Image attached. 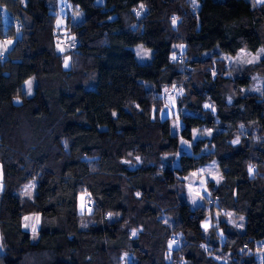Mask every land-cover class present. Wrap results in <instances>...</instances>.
Here are the masks:
<instances>
[{
    "label": "trees",
    "instance_id": "1",
    "mask_svg": "<svg viewBox=\"0 0 264 264\" xmlns=\"http://www.w3.org/2000/svg\"><path fill=\"white\" fill-rule=\"evenodd\" d=\"M67 1V9L84 17L75 24L69 16L65 36L55 28L52 0H0L22 25L9 59L0 61V264H118L122 253L134 264H260L264 97L240 89L253 76L264 77V58L232 78L205 65L204 56L264 49V6L252 0ZM140 3L145 11L137 17ZM173 16L180 17L175 28ZM69 36L76 48L58 52L57 41L72 42ZM180 44L185 48L177 53L173 45ZM138 45L152 51L149 64L138 61L132 49ZM30 78L36 85L28 97L22 87ZM165 88L183 89L175 100L178 133L172 118L161 115ZM205 103L215 105V116ZM237 136L241 143L233 146ZM181 139L191 143V154L180 153ZM136 157L142 164L123 163ZM213 161L223 181L208 183L211 197L223 213L245 218L242 230L219 220L223 239L216 221L204 232L200 222L209 213L193 209L179 190L183 178ZM250 164L256 166L251 177ZM31 182L32 199L20 196ZM84 192L95 214L87 226L78 205ZM29 215L41 217L36 241L24 227ZM173 238L179 243L169 258Z\"/></svg>",
    "mask_w": 264,
    "mask_h": 264
},
{
    "label": "rangeland",
    "instance_id": "2",
    "mask_svg": "<svg viewBox=\"0 0 264 264\" xmlns=\"http://www.w3.org/2000/svg\"><path fill=\"white\" fill-rule=\"evenodd\" d=\"M66 1L67 0H52V3H53L52 8L54 9L53 12H55V14L57 15V19L59 18L63 21V23L61 24V26L59 28L57 27V23H56L55 28H56L57 32L62 31L65 34V36L68 33L67 28H68L69 16H71V19H70V20H72L71 22H74L75 24H81L83 21V17H84L83 12H81V11L78 12V15L77 14L75 15L74 14L75 12L73 10L70 11L69 9H67L66 8ZM97 4H103V1L97 0ZM17 21H18L17 18L13 17L10 14V12L8 11V9H6L5 7H0V26H1L2 33H3L2 35H0V45H3L6 40H11L13 42L11 45H7V50L0 49V51H2V53H3L2 56H0L1 62L7 61L9 59V52L11 51L13 45H15L17 40L22 35V33L17 32L14 28L15 22H17ZM25 21L27 22V19H25ZM140 46L141 45H138V46H135L132 48L133 51L135 52V54H136V49L139 48ZM144 48H146V47H144ZM146 49H148V48H146ZM260 50L258 52H260ZM181 51H183V50L176 47L177 53H179ZM243 52L245 54L250 53L246 50H243ZM257 53H255V54L250 53V54L252 56H255ZM239 54H241V52ZM222 56L223 57H231V56H228V55L223 54L221 52H218V54H214V53L206 54L204 56V60H206V62L207 61L208 62L205 63V65H207L209 62H211L210 63V64H212L211 68L215 69V71H218L219 68L221 67L227 73V76H229L228 73L231 72L232 74L229 77L236 78V77H241L245 73V71H247V69H250L252 66L257 64V63H254L252 65L240 64L235 59L237 56L232 57V59H221ZM136 57L141 64H149L151 59H152V51H150V54L147 58L141 59L137 55H136ZM263 58H264V55L261 56L260 61ZM69 65H70V60H69ZM181 65H182V69H185V66H186L185 62H181ZM253 77H256V79L255 80L252 79V82H251L249 87L243 88L244 89L243 93L254 94V95H257V96L263 98L264 96H262L261 93L264 92V77H259V76H253ZM35 85H36V80L33 79V94H34ZM257 87L260 89V91H258V92L250 91V89L257 88ZM22 90L24 93H26L27 89H26L25 84L23 85ZM170 93H167L166 97L163 98V101L161 100L162 103L164 102V109L162 110L161 115L163 117L169 116L168 113H169V111H171L172 115L170 117L172 118L171 120H172V126H173V133H178L179 127L178 128L174 127V124L176 123V120L178 117V111H177L176 104H175V107H173L171 102L168 99V97L170 96ZM31 96H28V97H31ZM20 103H21V99H20ZM166 104H167V107H166ZM179 125H181L180 120H179ZM252 131L254 134L258 133L257 128L252 129ZM196 134H197V138H199V134L198 133H196ZM260 140L263 141V137L260 136ZM189 144H191V143H189ZM182 152L191 154L192 153L191 147H189L187 144L181 143L180 153H182ZM136 158H134V161H129V163L127 165L130 167H136V166L142 164L141 160L139 159V162H137ZM212 163L213 162L208 163V164L200 167L199 169H197L194 172L199 173L200 170L211 168ZM212 170L215 171V169H212ZM218 175L223 177L222 172L220 170H219ZM185 178H183V183L179 185V190H181V192L184 194L185 199L187 200V202L191 205V207L193 209H203L206 213H209V215L211 216V224L213 221L217 222V219L218 220H221L222 218L229 219L227 214L223 213L221 211V209H219V207L217 206L218 204H216V203L211 204L210 203V200L213 199V197H211V196L209 197L207 193L203 192V188L200 185L199 175L196 178L191 177V175H188L187 179H185ZM204 178L208 180V183L209 182L215 183V181L211 180V178L209 176H207V173H205ZM222 181H223V178L220 181V183ZM31 183H33V182H31ZM35 185H36V183H35ZM188 185H191L194 189L199 190L201 192V194L203 195L204 199L200 200L199 198H197V203L195 205L191 204L189 201V196H188ZM1 193L2 192H0V195H1ZM34 193H35V189L33 190V195H34ZM33 195H32V197H33ZM24 197L28 198L27 196H24ZM81 197H83V199H81ZM78 205H79V213L81 215L80 218H81L82 225L87 226L88 224H90L92 222V220L95 217L94 206L92 204L91 198L89 197V195L87 193L84 192L83 194H81L79 196ZM89 209H91V211H89ZM37 216L41 219V217L39 215L27 216V217H30V219L28 221L24 220V225H25V223H27L30 226L33 224H36L35 218ZM109 218H115V217L113 215H111V217H109ZM231 219L236 220L237 224L243 223V222L239 221V218L235 217L233 214H232ZM39 224H36L37 234H36L35 238H33V236H32L30 227L27 229L31 233L33 241H36L38 238ZM211 227L212 226L210 225L209 228H211ZM237 229H239V228H237ZM174 247H175V245L173 246V248ZM134 262H135L134 257L129 253H122L119 257V260H118V264H134Z\"/></svg>",
    "mask_w": 264,
    "mask_h": 264
},
{
    "label": "snow or ice",
    "instance_id": "3",
    "mask_svg": "<svg viewBox=\"0 0 264 264\" xmlns=\"http://www.w3.org/2000/svg\"><path fill=\"white\" fill-rule=\"evenodd\" d=\"M192 2L195 5L196 0H192ZM259 4H264V2H259ZM133 11L135 12V15L137 17H140L142 15V13L145 11V4L144 3H140L139 4V10L134 8ZM77 15H78V13H77ZM179 19H180V17H178V16H173L171 18V25H172L173 28H175L177 26V22H178ZM56 23H57V27L59 28L61 26V24L63 23V21L58 18ZM68 39H70L72 41V44L70 46L72 48H74L76 46L75 45L76 37L75 36H69ZM7 41H9V40H6L3 45H0V49L7 50V45H11L13 43L11 41V43H7L6 44ZM62 43H63V41H61V42H59L57 44V51L60 52V53H63L66 50L65 47L61 46ZM5 44H6V46H5ZM176 47H178L181 50H183L185 48V45L184 44L173 45V48H176ZM150 51H151L150 49H146V48L143 47V45H141L139 48L136 49V55L138 57H140L141 59H144V58H147L149 56ZM2 54H3L2 51H0V56H2ZM262 55H264V49H261L260 52H258L255 56H252L250 53L249 54H245L243 52V50H242L241 54H239L235 59L240 64L252 65L254 63H258L260 61V58H261ZM170 58H171V60L176 61V59H177L176 54L173 52V54L171 55ZM70 59H71V57H69V56H65L64 57L63 66L65 68L69 67V60ZM221 59H232V57H223L222 56ZM212 74H213V76H215L216 72L213 70ZM231 74H232L231 72L228 73L229 76H231ZM33 79L34 78H30V79L25 81V85H26V89H27V91H26V95L27 96H31L33 94ZM252 79L255 80L256 77H252ZM172 89L173 90L176 89L175 84L172 85ZM164 91H165V93H168L169 89L165 88ZM240 91L243 92L244 89H240ZM250 91L258 92V91H260V89L257 87V88L250 89ZM177 94L178 95H183V89L181 88ZM261 95L264 96V92H262ZM168 99L171 102L172 106L175 107V99L176 98L172 97V96H169ZM15 102L17 104L20 103L19 97H17L15 99ZM228 104L229 105L232 104V98L231 97H229V99H228ZM166 107H167V104H166ZM203 108L204 109H211L212 115L215 116L216 108H215L214 104L205 103L203 105ZM112 115H113V117H116L117 113L113 112ZM168 115L169 116L172 115L171 111H169ZM217 123H219L218 120H217ZM179 126H180L179 125V117H177V120H176V123L174 124V127L178 128ZM241 128H243V125H241ZM206 134H207V136L211 137L212 130H207ZM192 139L193 140L197 139L196 130H193V132H192ZM181 143L182 144H187L189 147H191V144H189L188 141H185V140L181 139ZM230 143L233 146L239 145L241 143L240 137L237 136ZM206 147H207V145H206ZM213 147H214V145H213ZM129 154L131 155V153H129ZM136 160H137V162H139V157H137ZM123 163H129V162L128 161H123ZM212 169H215V171H213ZM219 170H220L219 169V165L217 164L216 161H213L211 168L200 170L199 173L192 172L190 175L193 178H196L199 175V177H200V185L203 188V192L207 193L208 196L210 197L211 196V192L209 191V189L207 187L208 180L205 179L204 176H205V173H207V176H209L211 178V180L215 181V184L218 186L220 184V181L223 178V177L218 175ZM254 171H255V168L254 169H249L248 168V175L251 177L253 175ZM185 179H187V177ZM35 187H36V185H35L34 182L25 185L23 191L20 193V196H22V197L23 196H27L29 199H32L33 190L35 189ZM2 191H3L2 172H0V192H2ZM140 195H141V193L138 192L137 196H140ZM188 196H189L190 203L193 204V205H195L197 203V198H199L200 200L204 199V197L201 194V192L199 190L194 189L191 185H188ZM81 199H83V197H81ZM89 211H91V209H89ZM108 215H109V217H111V213H109ZM227 216L229 217V219H227V223L232 225V227L239 228L241 230L244 228V224L243 223L237 224L236 220L231 219L232 213H227ZM29 219H30V217H27V216L24 217L25 221H28ZM244 219L245 218L243 216L239 217V221H241V222H243ZM35 220H36V224L40 223V218L38 216L35 218ZM165 223H167V220L165 221ZM36 224H33V225L30 226L27 223H25V225H24V227L26 229H28L30 227L33 238H35V236L37 234ZM210 225L212 226V224H211V216L210 215H209V217L207 219L202 220L200 222V227L204 230L205 233H207ZM215 227H216V229L219 232V237L221 239H223L224 233H223L222 230L219 229V220L218 219H217V223H216ZM137 233H138L137 230H135V229L131 230V237H136ZM0 239H2V237H0ZM178 243H179V240L176 239V238H173V239L168 241V249H169L168 257L169 258L171 257V251L173 249V246L177 245ZM2 247L3 246L0 245V250H2ZM200 247L203 248L205 250V252L208 251V246L207 245L201 244ZM240 251L243 253L244 249H241ZM257 253H264V246H262L261 248H258L257 249ZM246 254H251V249H248V252ZM213 258L214 259H220V257H213ZM259 260H260V264H264V255H260L259 256Z\"/></svg>",
    "mask_w": 264,
    "mask_h": 264
},
{
    "label": "built area",
    "instance_id": "4",
    "mask_svg": "<svg viewBox=\"0 0 264 264\" xmlns=\"http://www.w3.org/2000/svg\"><path fill=\"white\" fill-rule=\"evenodd\" d=\"M70 6V3L68 2V1H66V7H69ZM15 29H16V31L17 32H20V31H22V25L19 23V22H15ZM61 41H63V43L61 44V46L62 47H65L66 49H72V50H74L75 48H76V46L74 47V48H72L70 45L72 44V42H70V41H66L65 39H59L58 41H57V43H56V47H57V44L59 43V42H61ZM75 45H76V43H75ZM180 59H181V57H179ZM178 92L177 91H172L171 93H170V96H172V97H175L176 99H177V96H178V94H177ZM175 99V100H176ZM210 203L211 204H215V203H217V199L215 198H213V199H211L210 200Z\"/></svg>",
    "mask_w": 264,
    "mask_h": 264
},
{
    "label": "clouds",
    "instance_id": "5",
    "mask_svg": "<svg viewBox=\"0 0 264 264\" xmlns=\"http://www.w3.org/2000/svg\"><path fill=\"white\" fill-rule=\"evenodd\" d=\"M256 2H257V3H259V2H264V0H256ZM7 43H11V40L7 41L6 44H7ZM6 44H5V46H6ZM255 167H256V166H255L254 164H250V165L248 166L249 169H254Z\"/></svg>",
    "mask_w": 264,
    "mask_h": 264
},
{
    "label": "water",
    "instance_id": "6",
    "mask_svg": "<svg viewBox=\"0 0 264 264\" xmlns=\"http://www.w3.org/2000/svg\"><path fill=\"white\" fill-rule=\"evenodd\" d=\"M252 1L254 2L255 6H256L258 9H260L261 7L264 6V4H259V3H257L256 0H252Z\"/></svg>",
    "mask_w": 264,
    "mask_h": 264
}]
</instances>
